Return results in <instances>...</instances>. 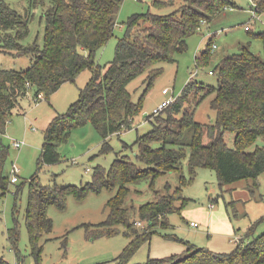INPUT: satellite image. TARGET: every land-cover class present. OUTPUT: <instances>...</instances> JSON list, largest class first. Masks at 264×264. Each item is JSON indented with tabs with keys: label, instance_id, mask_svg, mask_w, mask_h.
Returning a JSON list of instances; mask_svg holds the SVG:
<instances>
[{
	"label": "trees",
	"instance_id": "16d2710c",
	"mask_svg": "<svg viewBox=\"0 0 264 264\" xmlns=\"http://www.w3.org/2000/svg\"><path fill=\"white\" fill-rule=\"evenodd\" d=\"M122 1L29 0V8L23 15L0 3V48L6 52L36 53L26 69H0V194L12 183L5 171L8 147L2 143L1 136L11 111L23 109L21 101L31 92L33 98L40 93L48 97L64 82L74 81L83 70L91 72L78 99L45 130L40 161L46 164L59 160L57 146L67 139L73 128L89 122L103 139L122 130H131V123L141 110L144 93L137 102L132 101L128 84L146 74L149 89L161 74L163 63L173 62L177 54L185 52L186 40L197 31L201 19L216 17L231 3L229 0H180L179 6L166 14L150 10L133 14L124 23L125 33L117 40L113 60L100 65L95 61V53L113 36ZM256 1L260 13L264 10V0ZM153 4L160 7L173 5L174 1L155 0ZM36 10L45 19L43 46L25 47L20 41L26 36L30 18ZM258 36L264 52V33ZM211 45L212 40L196 57L200 66L209 61ZM211 71L216 78L215 86H204L190 79L164 109L159 121L153 123L152 129L137 137L135 145L139 154L136 158L144 168L128 157H121L114 159L108 169L95 167L92 181L80 186L49 189L39 185L35 178L30 180L24 219L35 259L41 248L38 244L40 233L52 229V220L46 215L47 206L53 204L63 209L71 193L82 200L90 191L116 189L106 204V227L97 230L92 237L117 234V225H124L131 240L116 261L127 264L150 238L155 226L167 225V215L178 211L175 201L181 200L182 204L185 201L179 188L168 194L157 193L154 201L139 207L140 218L147 221L146 229L139 231L123 207L128 182L178 169V163L186 154L191 172L197 167L214 170L220 188L240 179L256 180L264 172V146L247 150L258 137L264 138V60L242 48L239 53L225 57ZM209 94L213 95L210 106L215 112L214 121L201 123L194 118L195 107ZM227 132L234 135L232 147L226 143ZM109 149L104 142L101 151ZM263 219L264 216L257 222ZM253 226L246 232L250 240L240 241L228 253L188 244L183 254L148 257L136 264H264V232L253 236ZM18 238L19 230L14 224L8 230L13 247Z\"/></svg>",
	"mask_w": 264,
	"mask_h": 264
},
{
	"label": "rangeland",
	"instance_id": "374dc122",
	"mask_svg": "<svg viewBox=\"0 0 264 264\" xmlns=\"http://www.w3.org/2000/svg\"><path fill=\"white\" fill-rule=\"evenodd\" d=\"M155 0H123L116 15L113 36L95 53V61L104 65L113 60L117 40L125 33L124 23L133 14L151 12L166 14L179 6L180 0L173 5L156 7ZM223 12L214 18L201 19L197 31L186 40L187 49L177 54L175 61L163 63L161 74L147 89L146 74L133 79L128 84L132 101L137 102L144 93L141 110L135 116L131 130H122L106 139L97 132L91 123H86L69 131L67 139L58 144L59 160L46 164L40 161L44 133L50 122L67 112L78 99L80 90L89 81L91 72L83 70L74 81L64 82L48 97L39 99L29 96L21 101L23 109L15 108L1 136L2 143L8 147L5 171L11 176L12 164L18 168V181L9 183L8 190L0 194V264H117L116 258L131 238L126 235L127 228L117 225L118 233L93 238L92 235L104 224L108 217L107 201L116 189L102 188L90 191L82 200L71 193L65 200V207L50 204L46 215L52 220V229L40 233L38 244L41 247L38 259L32 254V247L26 229L24 214L27 206L30 180L35 178L39 185L63 187L80 186L92 181L95 167L108 169L116 158L128 157L138 167L145 166L136 158L139 154L135 140L152 129L159 121L164 110L150 116L153 108L173 95L176 98L185 84L193 79L204 86H215L216 78L208 73L215 69L227 56L247 48L264 60L261 38L264 33V10L260 13L256 0H229ZM10 10L23 15L29 8V0H0ZM252 10L257 14H253ZM40 11L31 16L28 32L20 41L23 46L39 48L43 46L45 19ZM248 25L250 31L244 26ZM0 33H2L0 29ZM212 40L209 61L200 66L196 57L203 52ZM2 41L0 40V45ZM34 51L18 53L6 52L0 48V69H26L35 58ZM168 88L166 96L161 94ZM147 89V90H146ZM213 95H205L197 104L194 118L201 123L214 121L215 112L210 106ZM149 117V118H148ZM233 133L227 132L225 140L233 146ZM12 140H23L25 144L15 148ZM110 149L102 152L103 143ZM156 145V144H155ZM264 146V138L258 137L247 150ZM178 169L165 171L156 176L147 175L126 184L128 192L123 199L130 222L134 228L146 229L147 221L139 216V207L156 199L157 193L168 194L179 188L184 202L175 201L178 211L167 215L168 224H157L150 238L144 242L127 264L142 263L151 258L171 257L183 254L188 244L218 253L231 252L237 245L236 240L247 243L251 237L246 232L253 226V236L264 232V172L256 180L240 179L220 188L214 170L197 167L192 173L188 154L178 163ZM182 175V177H181ZM256 185H253L255 184ZM20 188L16 191L17 188ZM212 205V207H210ZM221 220H225L224 223ZM140 223L139 225L137 223ZM196 222L197 227L190 225ZM17 225L19 238L12 246L8 230ZM219 228H216V225ZM229 226L230 232L223 227Z\"/></svg>",
	"mask_w": 264,
	"mask_h": 264
},
{
	"label": "built area",
	"instance_id": "2783aa9c",
	"mask_svg": "<svg viewBox=\"0 0 264 264\" xmlns=\"http://www.w3.org/2000/svg\"><path fill=\"white\" fill-rule=\"evenodd\" d=\"M253 14H257L256 11H252ZM245 30H250V27L248 25L244 26ZM213 44V43H212ZM214 45V44H213ZM208 73L210 75H212V71L209 70ZM29 87V85H27ZM162 95L166 96L169 93V89L168 88H163L161 90ZM41 93L36 97V99H39L41 97ZM176 98L173 97V95L168 96V98H165L163 101L160 102V104L157 105V107L153 108V110L151 111V115L150 116H155L158 113H160L161 111H163L165 108H167ZM12 144L15 148H20L22 147L25 142L23 140L18 141V140H12ZM18 168L12 164L11 169H10V181L12 183H15L18 181V177H17V173H18ZM210 207H212V205H210ZM138 225L140 224L139 222L137 223ZM190 225L197 227V223L196 222H191ZM240 242V238L238 240H236V243Z\"/></svg>",
	"mask_w": 264,
	"mask_h": 264
},
{
	"label": "crops",
	"instance_id": "0c3cea01",
	"mask_svg": "<svg viewBox=\"0 0 264 264\" xmlns=\"http://www.w3.org/2000/svg\"><path fill=\"white\" fill-rule=\"evenodd\" d=\"M252 11H253V10H252ZM161 94H162V93H161ZM163 96H164V95H163ZM221 222L224 223L225 220H221ZM218 226H219V225L217 224V225H216V228H219ZM223 229L226 230L227 232H230V231H231V228H230L229 226H226V229H225V227H223ZM186 248H187V246H186ZM186 248H185V250H186Z\"/></svg>",
	"mask_w": 264,
	"mask_h": 264
}]
</instances>
